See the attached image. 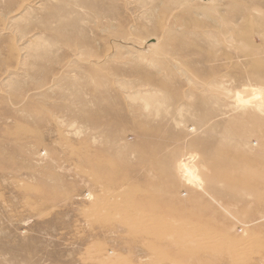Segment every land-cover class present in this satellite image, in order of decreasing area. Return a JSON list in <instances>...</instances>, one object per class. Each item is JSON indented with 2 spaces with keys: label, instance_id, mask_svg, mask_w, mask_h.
Masks as SVG:
<instances>
[{
  "label": "rangeland",
  "instance_id": "374dc122",
  "mask_svg": "<svg viewBox=\"0 0 264 264\" xmlns=\"http://www.w3.org/2000/svg\"><path fill=\"white\" fill-rule=\"evenodd\" d=\"M0 264H264V0H0Z\"/></svg>",
  "mask_w": 264,
  "mask_h": 264
},
{
  "label": "bare ground",
  "instance_id": "6f19581e",
  "mask_svg": "<svg viewBox=\"0 0 264 264\" xmlns=\"http://www.w3.org/2000/svg\"><path fill=\"white\" fill-rule=\"evenodd\" d=\"M184 165V164H183ZM182 168V167H181Z\"/></svg>",
  "mask_w": 264,
  "mask_h": 264
}]
</instances>
